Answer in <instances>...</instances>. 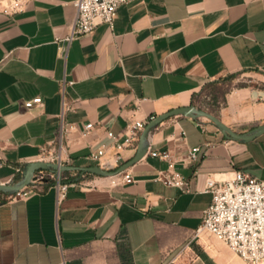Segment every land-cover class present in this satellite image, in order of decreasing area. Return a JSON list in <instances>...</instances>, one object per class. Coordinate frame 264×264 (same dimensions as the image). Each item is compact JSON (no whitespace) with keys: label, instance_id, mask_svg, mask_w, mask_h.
Returning <instances> with one entry per match:
<instances>
[{"label":"crops","instance_id":"0c3cea01","mask_svg":"<svg viewBox=\"0 0 264 264\" xmlns=\"http://www.w3.org/2000/svg\"><path fill=\"white\" fill-rule=\"evenodd\" d=\"M74 15L73 0L0 12L2 180L56 147L62 121L73 126L62 140L66 162L103 164L116 151L106 130L122 142L131 118L190 105L206 83L229 74L248 80L209 112L224 127L179 114L151 128L150 149L170 153L189 191L158 180L168 161L149 151L128 168L130 183L94 174L60 199L53 183H39L25 198L0 202V264H247L211 233H195L211 200L206 178L242 170L264 179V130L233 136L264 126V0H130L111 28L101 23L68 41ZM36 96L41 104L24 106ZM101 145L105 153L91 160ZM194 146L198 160L188 162ZM134 155L132 145L121 150L123 162Z\"/></svg>","mask_w":264,"mask_h":264},{"label":"built area","instance_id":"2783aa9c","mask_svg":"<svg viewBox=\"0 0 264 264\" xmlns=\"http://www.w3.org/2000/svg\"><path fill=\"white\" fill-rule=\"evenodd\" d=\"M31 0H0V12L14 14L25 9ZM130 0H73L75 15L71 25L70 34L66 38L68 41L81 35L90 34L95 27L101 23H106L110 28L116 16L117 8ZM42 99L36 96L26 100L24 106L27 108L35 104H41ZM150 116L147 119L131 118L125 125V137L122 142L117 140V134L112 130H106L105 135L111 138L115 147L112 162L94 165L102 170H115L122 164L121 150L127 146H134L135 154L138 150L139 137L146 125L154 119ZM93 127V123L88 122L84 125L83 132H87ZM73 126L66 127L61 122L57 146L54 148H44L39 156L32 162H46L57 165V169L42 168L36 169L42 172L50 169L52 183L57 190V198L65 196L69 186L75 181L69 180L64 175L69 165L62 156V140L64 134ZM151 131V130H150ZM140 148L141 158L148 152L152 156L168 161V170H158L157 179L167 186L178 187L183 191H189V182L177 171L173 170L174 161L168 151H155L150 149L149 134ZM184 135V131H181ZM200 152L199 146L191 147L186 155L188 162L198 160ZM105 153V146L101 145L95 150H91L88 157L93 161H99ZM7 165L6 160L0 155V169ZM63 168V169H62ZM21 173V179L15 182V176H10L4 180L0 178L1 185L19 184L25 177L26 184L13 190L11 198H25L28 196L35 177V170L28 172L26 168L16 169V173ZM80 172V171H79ZM91 173V172H81ZM94 174V173H91ZM111 183L125 184L133 181L128 169L115 175L109 176ZM204 192L211 194L210 203L202 213L201 223L196 229V233L207 231L215 238L223 242L228 248L243 259L247 264H264V179H260L242 170H235L231 177L227 179L206 178Z\"/></svg>","mask_w":264,"mask_h":264},{"label":"rangeland","instance_id":"374dc122","mask_svg":"<svg viewBox=\"0 0 264 264\" xmlns=\"http://www.w3.org/2000/svg\"><path fill=\"white\" fill-rule=\"evenodd\" d=\"M247 80L248 76L241 73L228 75L218 80H214L205 87L199 89L198 92H196V94L192 98L193 100L190 105H192L196 109L197 113L199 111L210 112L213 109H216V107H218L222 103V98L226 90H229L232 87L237 86ZM196 117H199V115H197ZM26 167L27 164L21 166L20 168L23 171ZM51 174L52 172L50 169H44L42 170V172H40L39 170H35V177L33 178L32 186H40L39 183H52L53 180ZM64 175L67 179L73 181H80L82 179H87L94 176V174H86L74 170L65 171ZM19 179H21L20 172L16 174L15 182H17ZM12 195V191L8 189H0V202L11 198Z\"/></svg>","mask_w":264,"mask_h":264},{"label":"water","instance_id":"95a60500","mask_svg":"<svg viewBox=\"0 0 264 264\" xmlns=\"http://www.w3.org/2000/svg\"><path fill=\"white\" fill-rule=\"evenodd\" d=\"M179 114L192 115L194 117H196L197 115H199V116L204 115V116H207V117L211 118L212 120H214L220 126L224 127V125L218 120V118H216L213 114H211L209 112L199 111L197 113L196 109L192 105L179 106L176 108H172L171 110H168L167 112H164L160 115L155 116V118L152 119L146 125V127L142 130V132L140 134L139 143H138V150L139 151L132 158L124 161L115 170H102V169L97 168L94 165H90V166H69L67 169L76 170V171H80V172H91L94 174H100V175H105V176L115 175L121 171H124L140 159L141 154H142V152H140V148L144 144V141H145L149 131L151 130V128L154 125L161 122L162 120H164L165 118H167L169 116H173V115H179ZM262 130H264V126L259 128L254 134H236V133H234L233 136L235 138H238V139H245L246 140V139L252 138L255 134H258V132H260ZM42 168L57 169V165L53 164V163H46V162H30L27 164L26 170L28 172H30V171H33L36 169H42ZM26 179L27 178L25 177V179L22 182H20L19 184H8V185H1L0 184V189H8L10 191L19 189L26 184V181H27Z\"/></svg>","mask_w":264,"mask_h":264},{"label":"trees","instance_id":"16d2710c","mask_svg":"<svg viewBox=\"0 0 264 264\" xmlns=\"http://www.w3.org/2000/svg\"><path fill=\"white\" fill-rule=\"evenodd\" d=\"M229 75H233V74H229ZM228 76V75H227ZM226 77V76H225ZM209 83H211V82H208V83H206L203 87H205L206 85H208ZM228 90H226L225 92H224V94L227 92ZM223 98H224V95H223ZM222 98V99H223ZM193 100V99H192ZM223 101V100H222Z\"/></svg>","mask_w":264,"mask_h":264}]
</instances>
